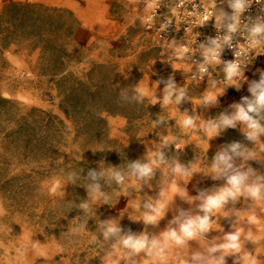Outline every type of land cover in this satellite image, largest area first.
I'll use <instances>...</instances> for the list:
<instances>
[{"label": "rangeland", "instance_id": "374dc122", "mask_svg": "<svg viewBox=\"0 0 264 264\" xmlns=\"http://www.w3.org/2000/svg\"><path fill=\"white\" fill-rule=\"evenodd\" d=\"M146 11V0H0V264H105L117 238L104 240L102 222L117 220L121 235L146 230L151 236L180 211L195 214L199 201L190 204L177 195L157 226L143 223L142 205L149 198L154 202L173 179L168 165L154 168L150 180L128 179L129 165L149 162V153L162 150L169 165L175 160L195 168L190 178L176 177L188 197L224 184L208 172L221 146L238 141L264 157V137L253 145L239 123L211 140L179 123L186 114L203 125L230 114V105L244 97L251 99L249 87L259 82L257 70H264V59L242 70L247 80H240L239 90L227 83L212 88L211 82H194L186 75L187 65L168 60L145 31ZM170 76L177 88L186 89L179 105L175 94L172 103L163 105ZM140 85L145 95L137 99ZM207 90L216 93L217 104L200 103ZM164 136L172 146L161 148ZM249 163L264 174V159ZM109 168L125 174L124 185L107 176L93 181L88 175ZM96 182L107 202L90 191ZM85 203L87 211L80 207ZM250 206L241 197L226 206L229 218L217 214L213 219L229 231L236 213ZM262 208L264 204L255 206L259 224L249 225L247 216L238 224L260 237L246 245L259 264H264ZM223 234L214 229L207 239ZM17 248L23 249L22 256ZM202 250L190 242L189 252ZM135 259L154 264L143 253Z\"/></svg>", "mask_w": 264, "mask_h": 264}, {"label": "clouds", "instance_id": "9594fccd", "mask_svg": "<svg viewBox=\"0 0 264 264\" xmlns=\"http://www.w3.org/2000/svg\"><path fill=\"white\" fill-rule=\"evenodd\" d=\"M186 0H179L175 8L171 9L172 15L177 16V9L184 8ZM191 3L192 0H187ZM261 4L260 15H257L252 21L251 17L246 19L251 23L243 24L242 35L244 43L232 44L233 34L241 30V17L248 11L253 3ZM160 0H150L147 3L148 9H158ZM216 0H212V7L215 8ZM228 7L232 10L229 15L224 11L217 14L215 11L204 7L203 11H199L193 3L192 10H186L184 17L178 19L183 20L187 17H196L194 23L197 27H203L210 20H215L214 27L219 30L221 27L226 28V33L223 36L216 38L207 37L208 45L201 43L199 48L201 51L202 60L199 62L198 71L201 74L200 79L203 80L204 75H210L208 68L217 64H223L224 80L229 86L240 89V80H247L243 76L241 66L245 68L247 64L248 52L250 49H259L264 45V0H227ZM154 17L148 15L144 19V23L149 27ZM224 21H228L224 24ZM171 20L161 25V31L165 30ZM187 31V29H185ZM246 33V35H245ZM234 49V59L231 61L221 60V55L224 47ZM170 47L174 50V55L177 60L190 59V52L194 55L196 49H190L187 44L177 46L175 41ZM195 63V62H194ZM177 67V65H176ZM178 68V67H177ZM260 72L259 82H252L249 87L251 99L244 97L242 103H234L230 105L233 111L230 114L221 113L219 117L213 120L206 121L203 125H197V117L184 115L179 122L184 129H193L203 131L211 140L213 137L220 136L223 131L228 128L235 129L237 124L243 125V135L245 139L253 145L261 144V137H264V70ZM236 78V79H234ZM162 82V81H161ZM216 81L211 82L212 88L216 87ZM137 99H142L145 95L143 87H137ZM163 105H168L173 102L179 105L186 97V89L184 87L177 88L174 78L169 77L164 89ZM155 103V102H154ZM203 105L218 103L217 95L211 90H207L206 94L200 101ZM162 105V106H163ZM163 118L154 122L160 123ZM170 137L164 136L161 140V148L170 147ZM176 149H181L180 144H174ZM264 151V148L261 149ZM240 163L237 164V159ZM264 157L257 154L255 148H249L241 142L234 141L221 146L212 159L210 169L208 170L212 180H223L224 184L212 189L199 191L198 195L188 197L187 189H181L177 186L176 177L190 178L195 168H188L179 162L173 160L172 164H168L165 158V153L158 150L149 153L147 163L141 164L139 160L129 165L130 172L127 174L129 180L147 181L154 177V168H159L161 165H168L169 171L173 174V179L170 185L160 188L157 199L142 205L145 210L143 213V223L147 225L157 226L161 219L165 216V209L170 201L174 200L175 196H180L181 199H187L188 203L199 201L196 205L197 211L195 214L189 211H180L179 215L174 216L159 234L149 235L145 230L139 235L133 234L131 230L127 234L121 235L122 229L115 219H109L101 223L102 236L105 241L110 238H117L112 244V251L108 252L104 258L105 264H120L122 260L124 264H139L135 257H139L141 253L148 257L154 264H227L228 258H232V264H259V261L251 251L246 248L248 243H258L260 237L253 233L251 227L245 230L244 227L238 226L240 219L247 216L249 225L259 224V218L255 212V206L264 204V174L258 173L257 169L253 168L249 163L256 161L259 163ZM89 177L93 181H98L99 178L107 176L108 179L115 180L117 185H124L125 174L114 168H109L107 171L99 173L95 171L89 172ZM59 184H55L51 188V193H55ZM171 188L172 195H169ZM90 191L97 197H103L107 202L108 197L101 191V185L96 182L89 186ZM127 196L129 193L124 192ZM241 197L251 201L250 210L244 213L237 212V220L230 225V230L224 232L222 226L218 225L213 219L217 214L224 218H229L230 211L225 210L226 206L231 202L235 204ZM85 211L88 210V205L80 206ZM264 211V208L261 209ZM3 208L0 207V214L3 213ZM214 229L223 232L222 237H213L207 239V234ZM96 236L92 237L95 241ZM196 241L202 251L189 252L190 242ZM124 249L125 251H121ZM173 249L177 251L173 253ZM17 253L23 255V249L17 248ZM117 257L113 260V257Z\"/></svg>", "mask_w": 264, "mask_h": 264}, {"label": "built area", "instance_id": "2783aa9c", "mask_svg": "<svg viewBox=\"0 0 264 264\" xmlns=\"http://www.w3.org/2000/svg\"><path fill=\"white\" fill-rule=\"evenodd\" d=\"M150 0H146V4L149 3ZM179 0H160L159 8L148 9L143 17V25L145 31L150 35V37L158 43L162 49L166 53V58L168 60H175L177 62H182L187 65L186 75L187 77L197 83H206L212 82L215 80L216 84H226L224 80V72H223V64H217L214 66H209L208 71L210 75L205 74L203 80L200 79V73L198 71L199 62L202 60L201 49L199 45L201 43L208 45L207 37L216 38L218 35L223 36L226 33V28L221 27L219 30L214 27L215 20H210L203 27H197L194 21L196 17H187L183 20H180L178 23V19L180 17H184L186 10H192L193 3L197 6L199 11H203L204 7H208L210 10L215 11L217 14L222 10L229 15L232 14V10L228 7L227 0H216L215 8L212 7V0H192L191 3L185 2L184 8L177 9V16H173L171 9L175 8ZM261 4L253 3L251 8L246 11L241 17V30L237 33L233 34L232 44L235 46L237 43H244V36L241 34L243 31L244 23H251L246 18L251 17L252 21L255 20L257 15H260ZM152 15L154 17L151 26L144 23V19L148 16ZM171 20V23L168 24L167 28L161 31V25ZM228 21H224L226 24ZM187 29V31H185ZM246 35V33H245ZM175 41L176 45L187 44V46L192 49H196L195 54L193 55L191 52L188 54L191 58H185L184 60H177L174 55V50L170 45ZM234 49H230L227 46L224 47V51L221 55V60L223 61H231L235 57L233 55ZM264 59V45L260 46L259 54H257V49H250L248 52L247 60L245 63L247 67L252 64L260 63ZM195 62V63H194ZM246 67V68H247ZM242 70L245 67L241 66Z\"/></svg>", "mask_w": 264, "mask_h": 264}, {"label": "bare ground", "instance_id": "6f19581e", "mask_svg": "<svg viewBox=\"0 0 264 264\" xmlns=\"http://www.w3.org/2000/svg\"><path fill=\"white\" fill-rule=\"evenodd\" d=\"M69 1V0H68ZM61 19V18H60ZM59 20V19H58ZM60 21V20H59Z\"/></svg>", "mask_w": 264, "mask_h": 264}]
</instances>
